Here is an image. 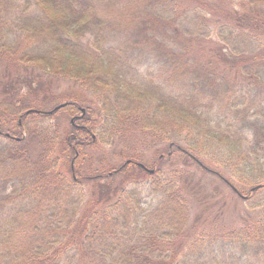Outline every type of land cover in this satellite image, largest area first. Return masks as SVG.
I'll list each match as a JSON object with an SVG mask.
<instances>
[{
    "label": "trees",
    "instance_id": "trees-1",
    "mask_svg": "<svg viewBox=\"0 0 264 264\" xmlns=\"http://www.w3.org/2000/svg\"><path fill=\"white\" fill-rule=\"evenodd\" d=\"M112 1L0 0V13L13 14L0 18V54L82 89L65 94L67 105L51 114L33 101L0 102V144L7 142L0 145V264H264L263 216L238 228L199 222L189 236L190 206L178 182L162 174L164 156L154 173L134 152L126 156L129 163L106 173L125 172L126 183L90 199L82 184L89 178L77 173L89 143L111 145L138 130L223 180L202 158L243 184L264 185V0H223L218 7L208 0H132L138 8L122 11L128 27L112 17ZM32 7L38 13L31 17ZM160 55L180 74L165 79L164 67L143 68ZM219 82L224 104L215 112L220 98L205 100L203 93ZM242 105L251 119L240 127L230 112ZM59 112L72 128L61 135L52 121ZM4 115L28 132L27 145L22 133L5 128ZM35 143L37 150L29 147ZM64 158H71L65 166ZM263 188L254 201L245 194L248 209L264 205ZM217 239L242 250L253 244L255 260L204 254Z\"/></svg>",
    "mask_w": 264,
    "mask_h": 264
},
{
    "label": "rangeland",
    "instance_id": "rangeland-1",
    "mask_svg": "<svg viewBox=\"0 0 264 264\" xmlns=\"http://www.w3.org/2000/svg\"><path fill=\"white\" fill-rule=\"evenodd\" d=\"M10 1L19 4V6H23L27 0ZM207 2H209L208 4L211 2L217 7L223 4V0H208ZM236 5L237 8H242L239 4ZM129 6H132L133 9L138 8L136 4H133L132 0H113L111 2V6H108V8L112 10V15H114L112 17L114 19L121 23L123 22L128 27V20H130V18L128 17L127 13H122V11L126 7L129 8ZM14 9L16 12H19L17 8ZM33 10L38 13L36 7H32V12L30 14L31 17L34 16ZM263 10L264 8L262 11ZM11 11L12 9H9V13H7V11L1 12L0 18H2L4 21H10L13 17ZM134 14L140 17L138 13ZM208 16L212 17V14L209 13ZM131 26H133V24ZM19 37L22 38L21 36ZM20 38L18 39L21 40ZM32 45L33 43L30 45H25V47L27 46V48H31ZM159 57L161 58V55ZM149 66H151L153 69L164 67L163 77L165 79H172L181 72V70L176 69L178 65L172 67L171 69V64L168 63L165 58H161L156 64L154 59L150 58L149 62H147L143 68L146 69ZM224 67L225 66L223 65L221 66V68ZM224 70L227 72L228 76L231 69L228 71L227 69ZM231 75H233V73ZM225 78H228L229 81H231L229 76L224 77V79ZM202 83L200 86H198L199 91H201L204 86ZM224 87L225 86L223 85V82H219L218 86H214V88L210 87L209 90H206V92L203 93V98H206L205 100L220 98L217 100V102L219 101L218 103L220 106L217 105L215 112L222 110V106L224 104L222 101L224 100L222 96ZM76 91H82V89L73 80L52 77L40 71L36 67L24 65L23 63L19 62H13V60L0 54V102L3 101L5 104H7L9 101L13 102L16 101V99H20L21 103L30 105L31 101H33V105L36 104L39 107L45 108V110H49L55 105L57 106L58 103H61L62 97L65 94H70ZM84 92L88 98H92L88 92ZM225 94L227 95L228 99V96L232 93L225 92ZM244 107L245 105H242L240 108H237L235 110L236 113L234 114L230 112L234 121H236L237 125L240 127L248 125L249 123L247 120L251 119L247 116V114H250L249 110ZM4 117L5 128L16 131L18 134L22 133L24 136L22 137L24 138V141L27 145L30 140V136L28 132L17 129L18 119L7 117V115H4ZM52 121L55 122L60 135L64 134L65 130L71 131L72 129L70 125V117H68L67 113L65 112L57 113V115L52 118ZM128 136L129 139L126 138L127 140H119V138L111 145L94 142L89 143L84 148V151L87 152V156L81 162L79 171H77V173L89 178L82 183L89 199L90 197H93V194H96L99 191L105 192L107 189H109L110 185V188L113 189V187H115L121 181L126 183V175L124 174L125 172H120L119 174L109 176L106 173L108 169L118 168L126 163V158L130 155H133L132 153L134 152V154H137V157H139V162L145 164L149 169L152 168L154 162L157 159L164 156L162 157L163 159L159 160L161 161L159 168L162 170V174H164L165 177L173 178L178 182V185L182 189V194L185 196L187 203L190 206L191 223L188 229V234L190 237L193 236V232H195L197 229H201V222H203V226L215 225L218 226V229L238 228L244 224V226H247V224L255 225L260 217H264V205L251 210L247 208L244 201L247 200L249 195H251V198L254 197L253 201L256 200L257 198L255 197L257 195H254V191L258 187H264L263 184L256 186L243 184L242 182H239L235 179L232 170L221 167L220 165H215L209 162V160H207L208 158H202V160L211 166V168L219 171L224 176V180L226 179L224 181L221 177L212 175L213 173L210 174L204 170H201L197 164L193 162V160L191 161L186 159L184 157L186 155L183 153L176 152L174 155H169V146L167 143L155 144V140L151 136H144L138 130H131V132L128 133ZM124 141H126L128 145H126ZM1 143V146H7L6 141H2ZM30 144L31 143H29V145ZM35 145L36 143L29 147L37 150L38 147ZM170 147L172 148V145ZM131 149H133V151H131ZM165 156H168V159H165ZM70 159L67 160L64 158L63 165L65 166L66 163L68 164ZM127 169L130 170L131 167H128ZM97 173H101L105 176L103 178L92 180L91 178ZM68 177H72L71 173H68ZM230 184H232L242 196L234 191ZM250 187H252L251 191L246 193ZM261 192H264V188L261 190ZM245 194H248V196ZM196 226L198 227L197 229L195 228ZM207 244L209 246L204 250L203 253L211 257L214 254H219L221 256H229V254H231L239 257L242 256L243 260L246 262L254 261L256 257L252 251L253 244L247 245L244 250L237 247L236 243L234 242L223 241L221 239L207 242L206 246Z\"/></svg>",
    "mask_w": 264,
    "mask_h": 264
},
{
    "label": "water",
    "instance_id": "water-1",
    "mask_svg": "<svg viewBox=\"0 0 264 264\" xmlns=\"http://www.w3.org/2000/svg\"><path fill=\"white\" fill-rule=\"evenodd\" d=\"M67 105V103H61V104H58L57 106H55L54 107V109H52V110H48V111H42V112H44V113H48V114H51V113H53L54 111H56V110H59L60 108H62V107H64V106H66ZM81 110H82V112H83V114L86 112V109L85 108H83V107H81ZM19 123H21V121H19ZM0 132H1V129H0ZM6 136H8V137H11V135L9 134V133H6L5 134ZM24 137V136H23ZM16 139H21V138H16ZM93 139H95V137H93ZM131 160H127L126 161V163L125 164H127V163H129ZM138 165L139 166H141V167H143V168H145V169H147L149 172H151V173H154V169H149V168H147L143 163H141V162H138ZM230 186L232 187V189L234 190V191H236L240 196H242L241 194H240V192L232 185V184H230Z\"/></svg>",
    "mask_w": 264,
    "mask_h": 264
},
{
    "label": "flooded vegetation",
    "instance_id": "flooded-vegetation-1",
    "mask_svg": "<svg viewBox=\"0 0 264 264\" xmlns=\"http://www.w3.org/2000/svg\"><path fill=\"white\" fill-rule=\"evenodd\" d=\"M81 109V108H80ZM20 121H22L21 119H20ZM145 165V164H144ZM146 166V165H145ZM147 167V166H146ZM143 168V167H142ZM144 170H146V171H148L147 169H145V168H143ZM152 169V168H151ZM149 172V171H148ZM151 173V172H150Z\"/></svg>",
    "mask_w": 264,
    "mask_h": 264
}]
</instances>
